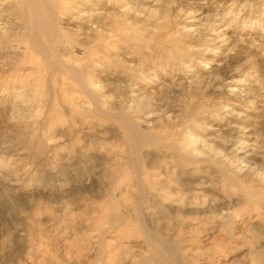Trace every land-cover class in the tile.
<instances>
[{
	"label": "rangeland",
	"instance_id": "374dc122",
	"mask_svg": "<svg viewBox=\"0 0 264 264\" xmlns=\"http://www.w3.org/2000/svg\"><path fill=\"white\" fill-rule=\"evenodd\" d=\"M0 264H264V0H0Z\"/></svg>",
	"mask_w": 264,
	"mask_h": 264
},
{
	"label": "bare ground",
	"instance_id": "6f19581e",
	"mask_svg": "<svg viewBox=\"0 0 264 264\" xmlns=\"http://www.w3.org/2000/svg\"><path fill=\"white\" fill-rule=\"evenodd\" d=\"M93 52H94V51H93ZM95 54H96L95 52H94V53L91 52V53L89 54L88 60L90 61V60L94 57Z\"/></svg>",
	"mask_w": 264,
	"mask_h": 264
}]
</instances>
